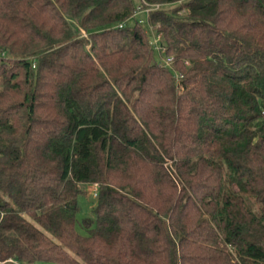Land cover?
<instances>
[{
    "label": "trees",
    "instance_id": "1",
    "mask_svg": "<svg viewBox=\"0 0 264 264\" xmlns=\"http://www.w3.org/2000/svg\"><path fill=\"white\" fill-rule=\"evenodd\" d=\"M47 261L264 264V0H0V264Z\"/></svg>",
    "mask_w": 264,
    "mask_h": 264
},
{
    "label": "rangeland",
    "instance_id": "2",
    "mask_svg": "<svg viewBox=\"0 0 264 264\" xmlns=\"http://www.w3.org/2000/svg\"><path fill=\"white\" fill-rule=\"evenodd\" d=\"M134 1L138 4L139 0H134ZM135 18L141 19L142 25L145 27V29L147 30V33L150 36V29H149L148 22L146 19V13L143 10L138 11L136 16L131 17L129 19L128 24H132ZM80 188H81V191L77 196V202H78L80 209L76 216L77 221H76L75 228L79 233L86 234V230L82 226L81 222H82V219L85 217L94 218L93 207L95 206L97 199H96V196H94L91 193L92 188L91 186H89L88 183L80 184ZM42 264H55V263L47 261V262H43Z\"/></svg>",
    "mask_w": 264,
    "mask_h": 264
},
{
    "label": "built area",
    "instance_id": "3",
    "mask_svg": "<svg viewBox=\"0 0 264 264\" xmlns=\"http://www.w3.org/2000/svg\"><path fill=\"white\" fill-rule=\"evenodd\" d=\"M159 6V4H155L153 7L157 8ZM149 9L151 8H145L143 11L147 14V12L149 11ZM142 23V21H140ZM123 23H118V26H122ZM149 26V25H148ZM150 29V44L153 46V48L156 51V55H157V59L159 61L160 64L164 65V66H168L173 68V62H174V58L172 55L167 54L166 52V47L163 44V36L160 32H156L154 31L151 27H149ZM176 77H182V74H180L179 72H176ZM89 186H91L92 191L91 193L96 196L97 195V189H98V183H92L89 184ZM11 260V259H9Z\"/></svg>",
    "mask_w": 264,
    "mask_h": 264
}]
</instances>
